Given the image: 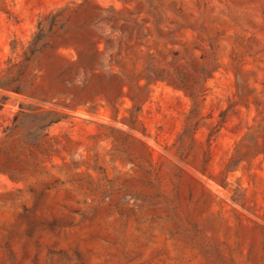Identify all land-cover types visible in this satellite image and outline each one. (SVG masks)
Segmentation results:
<instances>
[{
  "label": "rangeland",
  "instance_id": "rangeland-1",
  "mask_svg": "<svg viewBox=\"0 0 264 264\" xmlns=\"http://www.w3.org/2000/svg\"><path fill=\"white\" fill-rule=\"evenodd\" d=\"M0 264H264V0H0Z\"/></svg>",
  "mask_w": 264,
  "mask_h": 264
}]
</instances>
